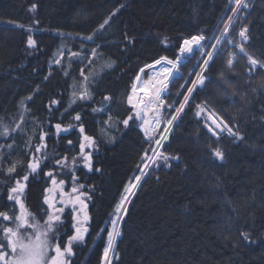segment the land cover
Instances as JSON below:
<instances>
[{"label":"trees","instance_id":"trees-1","mask_svg":"<svg viewBox=\"0 0 264 264\" xmlns=\"http://www.w3.org/2000/svg\"><path fill=\"white\" fill-rule=\"evenodd\" d=\"M244 3L247 8L233 13L234 0H0V129L7 125L11 130L22 118L25 130L13 134L21 145L14 150L6 147L11 137H0L5 145L0 149V212L14 216L24 211L43 220L48 212L43 198L54 194L46 191L51 178L44 173L52 171L57 186L89 206L88 232L72 245L69 264H105L107 232L118 217L120 235L111 264H264V67L252 77L247 74L249 56L264 64V0ZM244 26L249 31L242 45L246 55L232 57ZM200 35L205 38L197 49L180 58L160 129L146 139L144 121L131 105L140 69L161 56L176 59L183 40ZM29 36L36 47L27 45ZM218 37L221 43L213 52ZM209 52L213 59L205 68ZM200 74L206 77L204 86L197 84L185 103L187 88ZM85 87L91 99L73 103V92ZM52 100L60 103L51 105ZM205 102L203 112L214 111L221 128L227 124L242 139L226 129L209 133L202 112L197 115V105ZM181 104L183 111L161 144ZM132 113L126 128L123 121ZM56 123L68 128L66 135L56 133ZM81 126L94 141L91 170L80 157ZM41 132L48 134L46 148L37 155L47 153L50 159L33 174L26 167L31 153L22 144L32 137L38 145ZM215 148L224 152L223 160L214 156ZM155 153L167 155L168 161ZM65 156L67 166H55L54 160ZM12 163L18 167L9 177L5 173ZM16 179L26 184L18 197L23 209L8 200ZM126 195L127 212L117 214ZM60 223L56 235L63 247L73 234L72 212L63 214ZM13 224L0 218V225Z\"/></svg>","mask_w":264,"mask_h":264},{"label":"snow or ice","instance_id":"snow-or-ice-1","mask_svg":"<svg viewBox=\"0 0 264 264\" xmlns=\"http://www.w3.org/2000/svg\"><path fill=\"white\" fill-rule=\"evenodd\" d=\"M235 7L232 8V12L236 13L241 8H247V3H244V0H234ZM36 8V5H32V10ZM110 19V18H109ZM232 17H229V20H231ZM109 21L105 20L104 24H107ZM101 28L104 27V25L100 26ZM227 29H225L226 33ZM248 33V27L244 26L241 28L239 32V36L242 40L248 41L249 36ZM223 35V34H222ZM93 37L88 36L87 39L91 40ZM205 37L200 36H193L190 39L183 40L182 44L178 48V55L176 59H170L167 56H161L159 59L155 60L154 64L146 65L147 68H155L156 65H164L159 73H154V76H157L158 78L154 81L149 80L147 83L151 84L153 87V91L155 93V97L157 100H159V103L162 105L164 101L161 99V94L165 93L168 89L169 81L173 77L174 72L179 71V63L180 58L184 56L187 53H191L193 51L192 45L193 44H199L201 40H203ZM125 39L131 43V39L127 37V34H125ZM221 43V38H216V43L213 44L211 47L213 49V52L216 51L217 46ZM231 43V41H230ZM27 45L29 47H36V41L32 38V36H29L27 39ZM241 51H244L243 46H239ZM213 52L207 53V59L203 61V64L206 68L209 61L213 59ZM73 55H78L77 53H73ZM92 55H96V50H92ZM249 64L254 68L258 64L261 67H264V64H262L260 61L256 60L252 56L248 57ZM57 64L60 63V60L56 61ZM233 60L228 59L227 65L229 68L232 67ZM108 67H111V65H108ZM141 73H144V68L140 69ZM81 75L84 76V79L87 80V76L84 75L83 70L81 71ZM223 75V74H222ZM137 81L140 80V76L137 75L136 77ZM206 77L202 75L197 76V80L193 81V87L187 88V93L189 95H185L184 101L185 103L189 100L190 94L193 92L194 87L197 83L203 85ZM135 89V85H134ZM147 94V93H146ZM73 103H75V98H78L80 100H88L91 99V95L89 94V91L87 87L84 88L83 91H80L79 93L73 92ZM29 99H31L29 97ZM105 100H110V97H105ZM129 103H131V97L128 98ZM151 102V101H149ZM60 101L58 100H52L50 102L51 105L59 104ZM209 102H205L203 105H197L198 111L197 115H200L201 112L205 111L207 108ZM184 104H181L179 108H176V115H173L172 118L168 121L169 124L172 123V121L176 120L179 116V114L183 111ZM103 109L99 108H93V112L96 111H102ZM139 115V113H137ZM75 120L79 121L81 119V116L79 113H77L74 117ZM132 117L129 116L127 119L123 121L124 125L127 126L129 123V120H131ZM23 123V119L21 118V123H17L14 128L11 130L7 125H4L2 129H0V137L5 138L6 140L11 137L12 143H8L6 147L9 150H14L16 147H20L21 145L16 143L15 136L13 134L16 133H24V129L21 128V124ZM215 123V121H214ZM217 128H220L221 125L217 124ZM71 127V125L69 126ZM54 128L56 129V133L59 134L60 132H67L68 128H62V125L60 123H56L54 125ZM226 129L230 135H235L237 139H242V137L239 136L238 133H233V130L231 127H229L227 124H223V129ZM210 132H212L213 135H216L214 129L209 128ZM84 128L83 126L80 127V132H83ZM146 135H148L147 129L145 130ZM46 132H41L39 135V141L40 143L38 145L32 144V137H28L26 140H23V150L26 152H30L29 160L27 162V169L30 170V173H37L38 170H41V164L42 162H46L50 159L47 153H45L43 156H38V153L42 152V149L46 148ZM151 138V137H149ZM162 139H166V137H162ZM84 140L88 142L89 146H91L94 141L91 137L85 136ZM69 144H71V141H68ZM156 144H160V140L156 141ZM5 145H0V149H3ZM85 144H80V155L84 162V167L91 170L92 168V157L90 154H85L84 152ZM155 152V150H153ZM213 154L216 158L223 160L225 158V154L223 151H221L219 148L213 149ZM156 157L159 159H163L165 162L168 161L169 157L167 155H163L161 153H155ZM173 159H177V157H172ZM4 159V154L0 152V162H2ZM67 157H63L62 159H55L54 163L55 166L59 167H66L67 166ZM75 160L76 157H73V166H75ZM22 163V162H21ZM18 163H12L11 166L7 167L6 169V175L11 177L13 173L17 171ZM145 167H148V165H145ZM96 171H99V169H96ZM45 176L51 178V182L53 185L57 184L56 179L53 176L52 171H47L44 173ZM141 175H145L143 170H141ZM23 181H27L29 179L28 175H24L22 177ZM136 181L139 182L141 179V176H137ZM65 181L61 180L59 181L60 185H63ZM25 184L21 183V179L15 180V186L10 187L8 189V200L12 201L15 200L17 203L20 204L21 209L24 208V205L20 203L19 201V194L24 191ZM83 187V186H81ZM134 188L135 185H132ZM47 192H51L52 189H46ZM78 189L76 187L72 188V192L76 193ZM130 188H125V193H130ZM63 195V193H62ZM82 195V194H81ZM63 203V200L61 201ZM69 204L73 205V210H75V206L77 204L81 205V211L83 212L84 209L87 207L83 201L80 199V196H76L75 198H69L67 201ZM128 202L127 195L122 197L120 204L117 205L115 211L117 214L121 212H127V209L124 208V204ZM43 203L48 206V209L53 208V202L48 198V196H44ZM64 211L63 208H59L56 210V212L62 213ZM0 218L3 219V221L6 222H13V226H7V225H0V264H69V261L66 259V257L72 256L73 248L72 245L75 242L83 241L85 233L88 232V228L84 227L83 225L88 222L89 217L87 216V213H84V218L82 221H77V224H74L73 227L75 229L74 234L68 237L67 242L61 246V243L59 242V237L56 235L57 228L61 226V217L58 214H55L52 211L46 212V217L43 220L38 219L34 215H30L29 213H26L24 211H21L19 214H16L14 216H9L6 212H0ZM119 223V217L117 219L111 220L112 230L107 232V247L104 248V261L105 264H110V261L108 259L109 252L113 250V244L115 241V238L120 235V232L118 230ZM101 231H104V229H101ZM241 236L245 240H249V234L247 232H241ZM53 240L56 242L53 243ZM54 253V254H53Z\"/></svg>","mask_w":264,"mask_h":264},{"label":"rangeland","instance_id":"rangeland-1","mask_svg":"<svg viewBox=\"0 0 264 264\" xmlns=\"http://www.w3.org/2000/svg\"><path fill=\"white\" fill-rule=\"evenodd\" d=\"M193 46V45H192ZM188 54V53H187ZM187 54H185V55H187ZM184 55V56H185ZM183 57V56H182ZM57 59H62V56L61 55H59V56H57ZM183 62V60H181L180 61V63H179V65L181 64ZM159 67V66H158ZM159 70L158 71H155L156 73H159V71H160V69L161 68H158ZM154 72V73H155ZM154 74H151V71L149 70V71H147V74H145V75H143V77L142 78H140V79H142V85L140 86H138V87H141V89L143 88L145 91H146V86H148L149 85V83H147L149 80H152L153 81V83H154V81H155V76H153ZM138 83V82H137ZM137 83H136V85H137ZM143 93V92H142ZM145 93V92H144ZM143 93V99H141V97H139V95L137 94V93H135V98L138 100V102L136 103V105H134L135 107H136V110L135 111H133V113L135 112V114L137 115V113H139V115H137V116H139V119L141 120L142 119V121H144V125H143V130L145 131L147 128H148V124H152L153 122H149L150 120H149V116H147L148 115V112H149V109H151L152 107H154L153 106V104L156 102V97H155V93H154V91H153V89L152 88H150L149 89V91L147 92V94H144ZM144 97H145V99H144ZM78 99V98H77ZM78 100H80V99H78ZM149 101H151V102H149ZM160 122V121H159ZM159 122H155L154 124H153V128H154V126L156 125L157 127H158V125H159ZM219 129V128H218ZM68 132V131H67ZM60 134H65L66 135V132H60ZM86 148H87V152H92V150L90 149L91 147L89 146V144H86ZM81 157V156H80ZM149 163H150V165H149ZM148 163V165H149V167L146 169L147 171H149L150 170V168L152 167V164H153V159H151L150 160V162ZM152 169V168H151ZM146 170L144 171V173L146 172ZM151 171V170H150ZM135 185V187L133 188H131L132 190L133 189H135L137 186H138V183H136V184H134ZM61 191H59V192H56V194L54 193H52V194H50L49 195V199L53 202V205L56 203V201H57V197H58V195L57 194H59ZM132 192V191H131ZM21 194L22 193H20L19 194V197L21 196ZM133 194H134V192L132 193V195H131V197L133 196ZM76 196H78V194L76 195ZM47 208H48V206H47ZM70 208H72V204H69L67 201H66V203H65V205H64V212H67ZM60 217L62 218V215H60ZM121 217H120V219H119V223H118V225H117V227L119 228V225H120V222H121ZM79 221H81V218L79 219ZM84 226V225H83ZM111 230H112V228H111ZM110 256V255H109ZM68 258L69 257H67L66 259L68 260ZM114 258V254L113 255H111L110 256V264H111V261H112V259ZM108 259H109V257H108Z\"/></svg>","mask_w":264,"mask_h":264},{"label":"water","instance_id":"water-1","mask_svg":"<svg viewBox=\"0 0 264 264\" xmlns=\"http://www.w3.org/2000/svg\"><path fill=\"white\" fill-rule=\"evenodd\" d=\"M204 83H205V82H204ZM203 85H204V84H203ZM203 85H201V87H203ZM132 104L134 105L135 102H133ZM131 120H132V119H131ZM131 120H129V122H130ZM128 125H129V123H128ZM128 125L125 126V127H128ZM78 134H79V136H80V138H81V143H84V144H85L84 152H86V144H87V141L84 140V137H85L86 135L84 134V131H83V132H80V128L78 129ZM90 155H91V157H92V165H93V164H94V156H93L92 154H90ZM51 185L54 186V185L52 184V182H51ZM24 190H25V188H24ZM68 196H69V195H68L66 192H63V195L61 194V198H62V200H63L64 198L68 197ZM62 200H60V201L56 204L55 208H54V209H51L50 211L54 212L55 214L60 213V212H56V210L59 209V208H62V206H63V203L61 202ZM84 204H85L87 207L84 209L83 212L80 210L81 214L83 215V218H84V213L88 210V205H87L86 203H84ZM78 205H79V204H77L76 206H78ZM75 217H76V216H75ZM86 224H88V222H87Z\"/></svg>","mask_w":264,"mask_h":264},{"label":"built area","instance_id":"built-area-1","mask_svg":"<svg viewBox=\"0 0 264 264\" xmlns=\"http://www.w3.org/2000/svg\"><path fill=\"white\" fill-rule=\"evenodd\" d=\"M139 85L141 86L142 85V80L139 82ZM138 85V86H139ZM152 87V85L151 84H149L148 86H146V91L142 88L141 89V87H138V89H139V91L142 93H144V94H146L148 91H149V89ZM152 89H153V87H152ZM143 93H142V96H143ZM166 109V105H165V102L161 105L160 103H159V100H157V102L155 103V105H154V107L151 109V111H150V118L152 119V120H157V119H159V118H161L162 117V115H163V113H164V110Z\"/></svg>","mask_w":264,"mask_h":264},{"label":"bare ground","instance_id":"bare-ground-1","mask_svg":"<svg viewBox=\"0 0 264 264\" xmlns=\"http://www.w3.org/2000/svg\"><path fill=\"white\" fill-rule=\"evenodd\" d=\"M241 37L239 36V39H240ZM233 48H234V51L232 52V54H231V56L232 57H234V56H237V55H246L245 54V52H243V51H241L239 48H238V46L236 47V46H232ZM261 68H263V67H261L260 65L258 66V68H256V69H253V68H251V67H249V70H248V77H252L253 75H255V73H256V71L258 70V69H261ZM151 87V86H150ZM152 88V87H151ZM142 99H143V96L141 97ZM144 99H145V97H144ZM81 144V143H80ZM81 156V155H80ZM46 179H49V177H46ZM117 238V237H116ZM116 238H115V241H114V244H113V250L112 251H110L109 252V255L111 256V255H113L114 253H115V242H116ZM110 256H109V260H110Z\"/></svg>","mask_w":264,"mask_h":264},{"label":"flooded vegetation","instance_id":"flooded-vegetation-1","mask_svg":"<svg viewBox=\"0 0 264 264\" xmlns=\"http://www.w3.org/2000/svg\"><path fill=\"white\" fill-rule=\"evenodd\" d=\"M54 192H57V190H54ZM68 201V200H67ZM76 209V211L78 212V208H75ZM76 212V213H77ZM78 220H79V217H78ZM76 224H77V221H76Z\"/></svg>","mask_w":264,"mask_h":264}]
</instances>
